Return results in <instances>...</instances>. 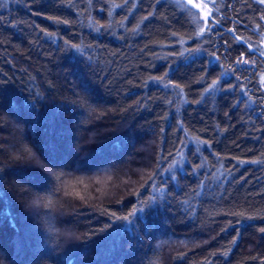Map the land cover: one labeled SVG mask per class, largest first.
Instances as JSON below:
<instances>
[{"label": "trees", "instance_id": "1", "mask_svg": "<svg viewBox=\"0 0 264 264\" xmlns=\"http://www.w3.org/2000/svg\"><path fill=\"white\" fill-rule=\"evenodd\" d=\"M189 9L0 0V264H264V4Z\"/></svg>", "mask_w": 264, "mask_h": 264}, {"label": "snow or ice", "instance_id": "2", "mask_svg": "<svg viewBox=\"0 0 264 264\" xmlns=\"http://www.w3.org/2000/svg\"><path fill=\"white\" fill-rule=\"evenodd\" d=\"M128 2H129V0H125V3H128ZM259 2L261 4H264V0H259ZM190 5H193V0H186V3L184 4V7L185 8H188V6H190ZM209 5H212V7H209ZM113 7H116V5H113ZM195 9H199L201 12L204 13V17H203V24H204V26L203 27H200L199 30L195 33V35L197 37H200V36H203V34L205 33V31H211V25L208 24L209 18H212L213 21H214V23H217V24L219 23V21L215 20L214 17H213V10L215 9V0H207V2L206 3H203V4L196 3V4H194V8L193 9H189V10L194 11ZM216 10H218V9H216ZM109 14L111 15V13H109ZM148 15L151 16L152 13H149ZM194 15L199 16V12H194ZM147 18L148 17L145 16L143 19L146 20ZM49 19H58V18H56V17H49ZM125 19H127V17H125ZM261 19H264V16H262ZM64 23H68V21H64ZM97 30H99V29H97ZM229 31H233L234 32L235 29H231ZM52 35H54V34H52ZM172 35L175 36L176 33H172ZM236 40L237 41H240V42H243V38L242 37H236ZM179 42L180 43H184V40L181 39ZM262 43H264V41H262ZM74 47H79V46H74ZM247 47L249 49H251L253 46L251 44H248ZM260 54L261 55H264V52H261ZM237 63L247 64L248 61L247 60H243V59H238ZM150 79H155V80L159 81V80H163L164 77L163 76L162 77H154V78H150ZM200 79L202 80V79H204V77H201ZM220 79L221 78L218 77L217 79L212 80L211 83H209L207 85V87L204 89L205 93H209V92H211V90L215 89L216 86L218 85ZM261 82H262V85H264V74H261ZM169 83H171V82H169ZM176 87L179 88L181 91L183 89V86L182 85H176ZM193 140L199 141V143H202V144H209L210 143L208 141H201L199 137H193ZM177 155L181 156V160L178 161V160H175L174 159L172 161V163L169 165V168L166 169V171L172 172L173 169H175L177 167V165H179V164L182 163V156H183V154L182 153H177ZM195 167L196 168H199L200 165H196ZM56 178H57V180H59V179H61V176H57ZM172 178L175 179V176L173 175ZM108 179H111V177H109ZM148 179L151 180L152 179V176H149ZM77 182L78 183H83L84 181H83L82 178H78ZM147 182L148 181H145V183H147ZM69 183L71 184V182H69ZM141 186L143 187V185H141ZM85 188H87V185H85ZM65 194L66 195H75V196L79 197L82 200L84 199V197L81 194V192L78 189L74 188V187L71 189L70 192H66ZM152 199L155 200V197H153ZM85 203H87L86 200H85ZM139 210L142 211L143 209L141 208ZM136 212H137V209L134 206L132 212H130L127 216L119 217L118 219L128 221L129 218L131 216H133ZM112 215L115 216V213H112ZM238 215H243V213H239ZM238 223H239V221H238ZM260 232L261 233H264V228H261L260 229ZM225 255H227V253H225Z\"/></svg>", "mask_w": 264, "mask_h": 264}, {"label": "rangeland", "instance_id": "3", "mask_svg": "<svg viewBox=\"0 0 264 264\" xmlns=\"http://www.w3.org/2000/svg\"><path fill=\"white\" fill-rule=\"evenodd\" d=\"M181 2H183L184 4L186 3V0H180ZM207 2V0H193V5H190V7L191 8H194V4H196V3H201V4H203V3H206ZM211 5H209V7H210ZM195 11H197V12H199V18L201 19V21H202V24H201V26L203 27L204 26V24H203V17H204V13L203 12H201L199 9H195ZM210 19V18H209ZM262 38L264 39V35H262ZM264 41V40H263ZM262 52H264V43H262ZM264 56V55H263ZM261 74H264V72H262ZM260 81H261V75H260ZM261 84H262V82H261ZM263 87H264V85H263Z\"/></svg>", "mask_w": 264, "mask_h": 264}]
</instances>
